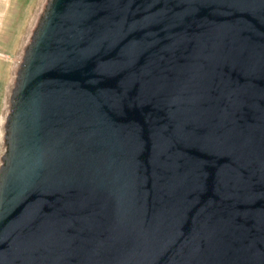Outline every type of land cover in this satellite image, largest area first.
I'll return each instance as SVG.
<instances>
[{
	"label": "water",
	"instance_id": "water-1",
	"mask_svg": "<svg viewBox=\"0 0 264 264\" xmlns=\"http://www.w3.org/2000/svg\"><path fill=\"white\" fill-rule=\"evenodd\" d=\"M0 264H264V0H40Z\"/></svg>",
	"mask_w": 264,
	"mask_h": 264
},
{
	"label": "rangeland",
	"instance_id": "rangeland-1",
	"mask_svg": "<svg viewBox=\"0 0 264 264\" xmlns=\"http://www.w3.org/2000/svg\"><path fill=\"white\" fill-rule=\"evenodd\" d=\"M40 0H0V114L18 51Z\"/></svg>",
	"mask_w": 264,
	"mask_h": 264
}]
</instances>
